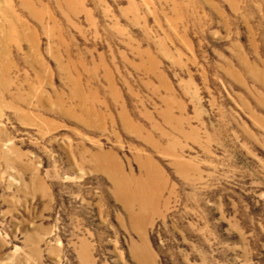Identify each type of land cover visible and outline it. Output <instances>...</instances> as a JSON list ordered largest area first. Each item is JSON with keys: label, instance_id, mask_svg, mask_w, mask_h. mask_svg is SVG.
I'll return each instance as SVG.
<instances>
[{"label": "rangeland", "instance_id": "374dc122", "mask_svg": "<svg viewBox=\"0 0 264 264\" xmlns=\"http://www.w3.org/2000/svg\"><path fill=\"white\" fill-rule=\"evenodd\" d=\"M0 264H264V0H0Z\"/></svg>", "mask_w": 264, "mask_h": 264}, {"label": "bare ground", "instance_id": "6f19581e", "mask_svg": "<svg viewBox=\"0 0 264 264\" xmlns=\"http://www.w3.org/2000/svg\"><path fill=\"white\" fill-rule=\"evenodd\" d=\"M141 188V187H140ZM144 187L141 188V191L138 190V192L135 193V200L139 204L140 208L144 210L145 212L149 211L150 205L158 198L157 195H152V194H146L144 192ZM149 193V192H148ZM152 193V192H151ZM122 195H125L122 193Z\"/></svg>", "mask_w": 264, "mask_h": 264}]
</instances>
